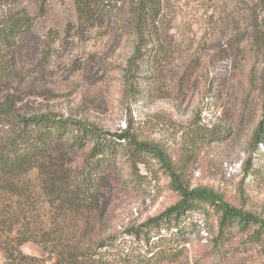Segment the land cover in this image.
Segmentation results:
<instances>
[{"label":"rangeland","instance_id":"obj_1","mask_svg":"<svg viewBox=\"0 0 264 264\" xmlns=\"http://www.w3.org/2000/svg\"><path fill=\"white\" fill-rule=\"evenodd\" d=\"M168 1L163 64L158 71L139 64L134 73L127 65L134 44L125 24L107 19L81 27L73 0L2 5L0 16L26 9L34 26L0 62V106L12 103L18 121L45 114L70 119L117 144L92 233L144 250L141 234L180 203L181 184L212 192L258 223L222 228L220 214L208 205L185 210L179 225L187 252L168 264H264V48L256 47L251 22L238 18L239 30L223 24L226 16L236 22L252 0ZM10 127L0 128V140ZM122 135L162 149L170 170L153 155L134 165L127 142L116 141ZM87 139L69 166L73 173L94 145ZM24 178L38 195L36 170ZM46 210L40 192L42 218ZM21 250L43 256L33 243Z\"/></svg>","mask_w":264,"mask_h":264},{"label":"trees","instance_id":"obj_2","mask_svg":"<svg viewBox=\"0 0 264 264\" xmlns=\"http://www.w3.org/2000/svg\"><path fill=\"white\" fill-rule=\"evenodd\" d=\"M13 0H0V7ZM168 0H73L81 27L95 28L104 20L125 24L133 40V53L127 61L128 69L148 66L158 71L168 49L163 36L168 14ZM264 2L252 0L250 6L237 16L224 19L225 27L240 19L251 22L252 38L258 49L264 48ZM240 18V19H238ZM34 18L26 9H18L0 16V62L5 52L17 47V41L32 34ZM246 32V29H245ZM239 48V46H237ZM264 99V88L261 89ZM9 102V101H8ZM0 106V128L8 126L10 135L0 140V252L3 264H168L178 262L187 252L181 237L180 215L197 206H210L220 214V226L233 222L246 227L257 219L243 213L219 196L205 189H189L178 184L180 203L162 216L149 221L141 235L144 250L136 249L112 237L102 238L92 233L94 212L101 189L114 172L117 144L94 128L45 114L16 120L12 103ZM259 124L254 137L262 139ZM94 142L84 156L80 171L69 166L83 151L88 139ZM126 141L128 157L136 165L145 164V155L154 156L170 170L165 152L156 145L131 140L126 135L116 141ZM36 170L39 194L25 180ZM40 192L47 205L40 215ZM75 224L76 227H73ZM80 224V227H78ZM138 236V235H137ZM37 245L42 257L24 254L21 247Z\"/></svg>","mask_w":264,"mask_h":264}]
</instances>
